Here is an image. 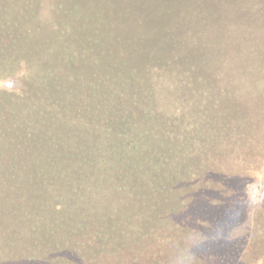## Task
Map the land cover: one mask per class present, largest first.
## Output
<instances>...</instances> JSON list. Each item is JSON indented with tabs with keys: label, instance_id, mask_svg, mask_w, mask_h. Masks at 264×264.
I'll return each instance as SVG.
<instances>
[{
	"label": "trees",
	"instance_id": "obj_1",
	"mask_svg": "<svg viewBox=\"0 0 264 264\" xmlns=\"http://www.w3.org/2000/svg\"><path fill=\"white\" fill-rule=\"evenodd\" d=\"M81 1L0 0V264H258L264 0Z\"/></svg>",
	"mask_w": 264,
	"mask_h": 264
},
{
	"label": "rangeland",
	"instance_id": "obj_2",
	"mask_svg": "<svg viewBox=\"0 0 264 264\" xmlns=\"http://www.w3.org/2000/svg\"><path fill=\"white\" fill-rule=\"evenodd\" d=\"M71 1V4L72 6L75 8V10L77 11L78 15L84 20L86 21L90 27L94 30L96 28V22H95V18H94V15H93V12L91 11V9H89L84 3L83 1L81 0H70ZM179 2V4L181 5L182 0H176ZM185 1H188V0H185ZM213 0H208V7H209V11H208V14L211 15V21L214 22L215 21V14L213 12V5H212V2ZM233 1V0H231ZM210 2V3H209ZM233 2H237L236 0H234ZM161 3H159L160 5ZM236 5V4H235ZM158 6V5H157ZM237 6V5H236ZM163 7V6H162ZM150 8V7H149ZM148 7H145V9H149ZM223 8V7H221ZM162 9V8H161ZM237 10V14L239 16V18L241 20H243L245 22V24H253L257 21H262L264 20V9H262L261 6H257V7H244L243 5H241V7L237 6L236 8ZM159 10V8L157 7L155 12ZM174 11L175 13H173V15H169V14H162V12L159 14V12L155 13L154 12V15H159V16H156V17H152L150 18L149 22H148V27H147V33H148V39H152L153 37L150 36L151 34L153 35H157L158 34V30H160L159 28H162L163 27H171L172 30L175 29L176 26L179 27V19H178V16H177V12H178V8H174ZM153 15V16H154ZM173 20V21H172ZM260 27V26H259ZM260 35V34H259ZM154 36V38H155ZM261 37V36H260ZM153 38V39H154ZM251 48L248 46L246 47L245 49V53H251ZM264 55V54H263ZM232 58L234 59V62L237 63L238 61V57L236 55H231ZM194 61H195V57H193ZM247 60V58H246ZM262 61H264V58L261 59ZM245 61V60H244ZM243 61V64L245 63ZM249 61V60H248ZM247 61V63H248ZM253 62H257L256 63V68L257 69H254V74H255V79H254V83H252V72H251V69H248V80L243 76V86H245V83L244 81L246 82L247 86L250 87V85L254 84V89L256 91H258V89L260 90L257 94H259V96L263 93V91L261 90L260 88V83L263 80V72H261L262 68H264V63H260V59L258 61L254 60L252 62H249L250 64L253 63ZM231 62L228 60V61H225V65H229ZM250 72H251V75H250ZM245 74V73H244ZM139 158H142V155L139 157ZM258 187V185H257ZM253 196L255 195V191L252 192ZM259 238H258V240ZM260 249V247H259ZM259 252L261 253L260 256H261V259L260 261L258 262V264H264V246H263V249L261 248V250H259ZM263 255V256H262ZM187 260H184V259H175L174 261L170 262L169 264H187L188 262H186ZM189 264H195L193 262H190Z\"/></svg>",
	"mask_w": 264,
	"mask_h": 264
},
{
	"label": "built area",
	"instance_id": "obj_3",
	"mask_svg": "<svg viewBox=\"0 0 264 264\" xmlns=\"http://www.w3.org/2000/svg\"><path fill=\"white\" fill-rule=\"evenodd\" d=\"M254 191H255V195H254V197H259V195H260V189H259V187H257V185H254V186L252 187V189H251V193L254 192Z\"/></svg>",
	"mask_w": 264,
	"mask_h": 264
}]
</instances>
